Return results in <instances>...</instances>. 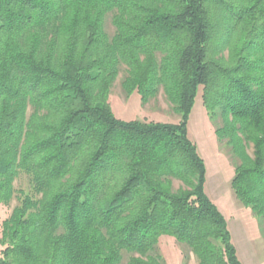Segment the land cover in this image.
I'll use <instances>...</instances> for the list:
<instances>
[{
  "label": "trees",
  "instance_id": "obj_1",
  "mask_svg": "<svg viewBox=\"0 0 264 264\" xmlns=\"http://www.w3.org/2000/svg\"><path fill=\"white\" fill-rule=\"evenodd\" d=\"M123 67L127 96L162 89L179 122L117 119ZM200 87L264 232V0H0V205L21 174L32 186L1 224L0 264H166L161 236L198 264H242L188 136Z\"/></svg>",
  "mask_w": 264,
  "mask_h": 264
},
{
  "label": "rangeland",
  "instance_id": "obj_2",
  "mask_svg": "<svg viewBox=\"0 0 264 264\" xmlns=\"http://www.w3.org/2000/svg\"><path fill=\"white\" fill-rule=\"evenodd\" d=\"M111 21L112 15L109 14L105 20V30L110 37L115 31ZM222 55L227 58L228 52L225 50L220 56ZM125 77L126 68L123 67L107 98V104L117 119L126 122L161 124L179 122L180 116L175 114L173 106L167 100L162 89L147 104H142L137 93L127 96L124 92L122 81ZM201 96L202 88L200 87L188 121V136L196 145L197 152L205 165V193L225 218L232 244L240 262L242 264H264L263 224L257 220L249 208L244 207L235 197L231 187L234 170L240 162L233 155L226 141L220 142L216 137V128L223 125L220 111L216 112L214 120L211 119L203 106ZM247 152L250 156L252 155L251 148H248ZM172 182L174 190L184 187L178 180ZM13 186L15 193L10 203L0 205V238L2 222L11 215L23 194H32L30 179L25 174H21ZM157 248L166 264H198L190 250L186 246L176 243L175 239L170 236H161ZM2 249L0 246V252Z\"/></svg>",
  "mask_w": 264,
  "mask_h": 264
}]
</instances>
